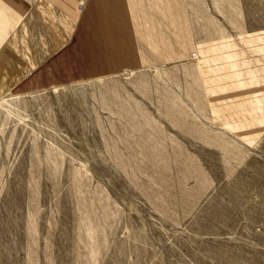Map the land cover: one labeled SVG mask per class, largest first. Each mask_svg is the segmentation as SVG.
<instances>
[{"label":"rangeland","instance_id":"1","mask_svg":"<svg viewBox=\"0 0 264 264\" xmlns=\"http://www.w3.org/2000/svg\"><path fill=\"white\" fill-rule=\"evenodd\" d=\"M196 57L0 97V264H264V0H188Z\"/></svg>","mask_w":264,"mask_h":264},{"label":"crops","instance_id":"2","mask_svg":"<svg viewBox=\"0 0 264 264\" xmlns=\"http://www.w3.org/2000/svg\"><path fill=\"white\" fill-rule=\"evenodd\" d=\"M188 0H0V97L191 58Z\"/></svg>","mask_w":264,"mask_h":264},{"label":"built area","instance_id":"3","mask_svg":"<svg viewBox=\"0 0 264 264\" xmlns=\"http://www.w3.org/2000/svg\"><path fill=\"white\" fill-rule=\"evenodd\" d=\"M197 55H198V52H197V51H195V52L192 53V56H193V57H196ZM129 72H130V71H126V73H129Z\"/></svg>","mask_w":264,"mask_h":264}]
</instances>
